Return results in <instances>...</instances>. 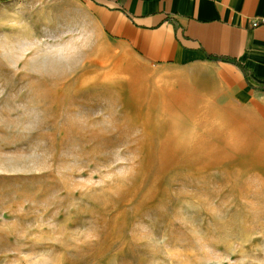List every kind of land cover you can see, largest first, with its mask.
<instances>
[{"label":"rangeland","instance_id":"1","mask_svg":"<svg viewBox=\"0 0 264 264\" xmlns=\"http://www.w3.org/2000/svg\"><path fill=\"white\" fill-rule=\"evenodd\" d=\"M161 74L81 0L0 1V264H264V133L161 114Z\"/></svg>","mask_w":264,"mask_h":264},{"label":"crops","instance_id":"2","mask_svg":"<svg viewBox=\"0 0 264 264\" xmlns=\"http://www.w3.org/2000/svg\"><path fill=\"white\" fill-rule=\"evenodd\" d=\"M3 1V0H0ZM99 32L148 67L164 115L255 118L264 133V0H81Z\"/></svg>","mask_w":264,"mask_h":264},{"label":"built area","instance_id":"3","mask_svg":"<svg viewBox=\"0 0 264 264\" xmlns=\"http://www.w3.org/2000/svg\"><path fill=\"white\" fill-rule=\"evenodd\" d=\"M262 24L264 25V16L263 17H259V18H255V19L252 20V25L254 27H257V26L262 25Z\"/></svg>","mask_w":264,"mask_h":264},{"label":"bare ground","instance_id":"4","mask_svg":"<svg viewBox=\"0 0 264 264\" xmlns=\"http://www.w3.org/2000/svg\"><path fill=\"white\" fill-rule=\"evenodd\" d=\"M45 60H46V59H45ZM45 60H42L41 63H43V61H45ZM51 60H52V59H51ZM53 60H54V59H53ZM46 61H47V60H46ZM49 61H50V60H49ZM54 61H55V60H54ZM54 61H53V62H54ZM47 62H48V61H47ZM49 63H50V62H49ZM39 64H40V62H39ZM58 64H59V63H58ZM48 65H49V64H48ZM53 65H54V64H53ZM62 65H63V64H62ZM37 66H38V65H37ZM40 67H41V66H40ZM47 67H48V66H47ZM47 67H46V68H47ZM54 67H55V66H53V69H54ZM51 68H52V67H51ZM58 68H59V66H58ZM60 68H61V67H60ZM38 69H39V68H38ZM40 69H41V68H40ZM44 69H45V68H44ZM47 69H49V68H47ZM55 70H56V69H55ZM57 70H58V69H57ZM57 70H56V71H57ZM41 71H42V70H41ZM47 71H48V70H47ZM48 72H50V71H48ZM50 73H51V72H50ZM53 73H54V72H53Z\"/></svg>","mask_w":264,"mask_h":264}]
</instances>
